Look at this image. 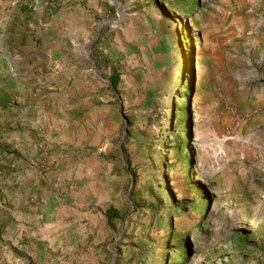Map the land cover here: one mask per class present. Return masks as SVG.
I'll return each mask as SVG.
<instances>
[{"label":"rangeland","instance_id":"374dc122","mask_svg":"<svg viewBox=\"0 0 264 264\" xmlns=\"http://www.w3.org/2000/svg\"><path fill=\"white\" fill-rule=\"evenodd\" d=\"M77 1L87 26L76 41L88 58L72 65L99 80L113 115L97 140L84 136L96 164L55 179L51 35L16 54L0 34V264H112L118 249L115 264H264V0ZM25 4L27 28L36 18L44 29L51 9ZM21 63L42 69L31 91L43 100L42 128L30 127L10 83L23 78ZM50 193L68 212L111 205L123 217L96 235L92 227L99 246L47 251L27 235V213Z\"/></svg>","mask_w":264,"mask_h":264},{"label":"crops","instance_id":"0c3cea01","mask_svg":"<svg viewBox=\"0 0 264 264\" xmlns=\"http://www.w3.org/2000/svg\"><path fill=\"white\" fill-rule=\"evenodd\" d=\"M31 1L33 3L32 8L36 11L35 4L37 0ZM25 3L26 0H0V24H5L0 34L3 38L8 39L6 46L12 52L17 51L16 54L32 49L35 52L38 40L42 41L43 33L45 32L46 35L50 33L51 35L50 47L55 67L52 73L54 77L52 78L53 85L47 87L50 92H47L48 101H46L45 106L46 108L50 107L49 112L54 110L56 112L57 122L54 126L57 130H55V136L52 140L57 146L55 154L58 157L54 162L57 166L54 176L58 180L59 178L64 179L71 176L72 170L70 167L72 166L80 168L78 174H81L84 165L88 167L96 164L95 152L88 153L87 149L83 151V148H85L84 136L91 134L94 135V140H97L99 133L106 131V118L113 115L114 108L110 106V111H108L105 104L102 103L107 99L98 96L99 80L86 79L83 72L74 71L77 65H72L73 61L78 64L82 56L88 58L84 52V42L82 41L79 44L76 41L78 32L87 26V18L84 15L83 7L79 5L78 1L44 0L48 9H51L49 16L46 18L44 29L40 19L36 18L33 20L34 22L38 21L39 24H35L33 28H27V26L32 27V25L27 20ZM73 28H75V31H72ZM28 41L29 44H27ZM79 49H82L83 53H80ZM20 66L23 69L19 72V75L24 74L23 78L13 79L14 77H12L10 81L11 86L18 90L19 94H23L24 97L19 109L26 113L30 127L42 128L44 121L43 100L31 93L33 87L41 83L42 69H37L34 65L32 70V63H21ZM114 71L116 72V70ZM107 81L109 83L108 79ZM49 112L47 111V116H49ZM31 118H33V121H31ZM28 129L30 128H26V131ZM69 132L75 138L72 146H69L71 144ZM76 173L77 170L74 174ZM92 187L90 185V188ZM63 190L61 194L63 198L67 193L69 198L72 197V191L69 188L64 187ZM53 194L43 196L46 198V203L31 208L32 211L29 210L31 212L28 211V221L32 224L28 226L27 235L35 237L33 239L37 240L36 244L44 245L47 251L57 250L58 253L65 252L67 248L77 245L79 247H83L85 244L99 246L103 237L101 234L98 237L95 235L106 226L107 220L104 210H102V214L99 212L86 213L77 209L68 212L67 207L56 206V197ZM51 195L52 197H50ZM92 227L95 234L93 236L91 235ZM36 233L39 236H35ZM68 257L65 256V258Z\"/></svg>","mask_w":264,"mask_h":264},{"label":"trees","instance_id":"16d2710c","mask_svg":"<svg viewBox=\"0 0 264 264\" xmlns=\"http://www.w3.org/2000/svg\"><path fill=\"white\" fill-rule=\"evenodd\" d=\"M190 75H191V73H190ZM107 79L109 80V84L111 85V86H114L115 84H116V82H117V79H118V73H116L114 70H111V73H110V75L107 77ZM190 88H191V86H190V83H188V84H183V83H181V85H180V87L178 88V89H181L182 90V92L183 93H188L189 91H190ZM178 100H179V98H178ZM179 104V106H181L182 108H180L178 111V116H184V105H186V102H182V101H180V102H178ZM179 136H180V138L181 137H183L184 136V134H183V132H179ZM180 144H182V142H180ZM179 149H181V147H179ZM178 152H181V150H178ZM104 215H105V217H106V220H107V222L109 223L111 220H113V219H119V220H121L122 219V217H123V214H120L119 213V211H117L113 206H111V205H108L107 207H105V209H104ZM183 237H185V236H183ZM166 245H167V242H166ZM181 244H179V246H180ZM165 249H166V247H165ZM183 252H185V251H181L180 253H177V252H174L173 251V254H174V257L175 258H182V255L184 254ZM120 256H121V252H120V250L118 249L117 251H116V255H115V257H116V259H115V261L112 263V264H115V263H118V260H119V258H120ZM161 264H166V262L164 261V260H162L161 261Z\"/></svg>","mask_w":264,"mask_h":264}]
</instances>
